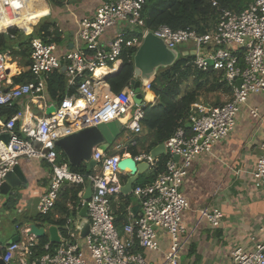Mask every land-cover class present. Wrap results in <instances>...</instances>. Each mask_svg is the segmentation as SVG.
<instances>
[{
  "label": "built area",
  "instance_id": "2783aa9c",
  "mask_svg": "<svg viewBox=\"0 0 264 264\" xmlns=\"http://www.w3.org/2000/svg\"><path fill=\"white\" fill-rule=\"evenodd\" d=\"M22 1L27 0H0V24L6 12L21 11ZM145 2L107 0L92 17L79 20L73 46L62 55L57 53L55 42L33 38L26 69L35 76L33 81L15 83L14 77L24 71L11 74L8 66L15 62L12 55L0 53V106H12L30 97L29 108H35L36 104L42 110L41 114L32 113L35 123L25 136L17 130V123L25 114L23 108L9 118L0 117V184L23 157L47 162L52 170L51 185L37 205L38 213L43 215L55 207L65 181L83 186L78 194L81 200L77 214L67 218L65 233L59 232L62 241L54 246L49 241L42 247L44 252L36 254L38 238L28 234V227L22 228V237L5 248L1 258L6 263L19 255L24 264H158L147 257L146 251H159L160 237L165 234L170 243L162 264H182L189 239L185 213L191 203L185 182L190 170L199 156L212 154L219 143L230 137L251 95L264 93V0H254L241 12L220 9L217 23L204 33L192 28L174 30L168 24L147 27L143 18ZM212 4L219 6L217 0ZM8 26L24 27L20 23ZM8 26L0 32L5 33ZM110 30L114 32L106 39ZM150 33L169 47L192 44L195 67L213 68L221 73L233 92L226 103L205 105L199 101L191 107L189 133L179 127L165 142L169 158L164 171L146 185H134L131 195L140 202L141 214H133L128 207L127 221L120 231L113 205L124 202L122 187L129 171L119 167L120 161L133 157L137 163L146 161L155 169L160 157L144 151L132 155L127 143L116 140L106 151L95 150L93 158L99 169L82 174L71 170L68 162L58 161L60 151L56 143L85 128L119 120L128 131L125 140L131 142V147L138 145L137 138L145 131L144 106L152 79L141 86L143 102L136 103L133 86L115 94L105 77L118 71L126 47L138 49ZM55 71L63 72L68 89L74 90L60 101L51 99L47 93L48 77ZM52 104L56 110L48 115L46 109ZM250 114L262 123L264 118L258 107H251ZM4 134L9 135L7 141L1 138ZM252 174L254 187L264 192V142ZM89 181L93 194L85 199ZM85 205L91 227L81 238L77 223ZM69 207L73 209V203ZM199 212L213 226H219L224 218L219 208H203ZM253 241L256 242L252 247H234L230 264H264V240L253 237Z\"/></svg>",
  "mask_w": 264,
  "mask_h": 264
},
{
  "label": "crops",
  "instance_id": "0c3cea01",
  "mask_svg": "<svg viewBox=\"0 0 264 264\" xmlns=\"http://www.w3.org/2000/svg\"><path fill=\"white\" fill-rule=\"evenodd\" d=\"M106 1L71 0L59 7L42 0L40 7L33 5L30 7L39 10L36 21L45 15H50L57 22L63 32V40L57 44V53L63 54L69 48L70 40L67 36L73 40L79 20L87 16L92 17ZM9 14L13 19L4 16L2 28L17 23L13 14ZM11 28L17 26H8L6 32ZM113 32L108 31L106 39ZM178 49L181 53L187 50L193 52L192 44ZM16 58L18 61L8 66L11 74L28 69L29 63L25 62L30 59H24L22 56ZM19 63L22 66L18 67ZM18 103L25 114L17 123V128L25 136L27 130L35 123L32 113L41 114L42 110L36 107V104L35 108H29V105H32L30 97H24ZM251 107H258L264 118V93L251 95L248 103L240 111L234 132L225 141L219 143L212 154L199 156L186 179L185 192L191 208L185 213L189 239L182 256V264H230L231 251L234 247L237 245L252 247L256 242L253 241V237H256L257 241L264 240V192L254 187L252 174L261 154V144L264 142V119L260 124L250 114ZM144 135L145 131L138 138H143ZM139 151H143L142 147H139ZM19 164L27 182L14 189L11 196L0 194V264L3 262L1 257L6 246L22 237V228L27 227L29 223H37L47 228L51 226L39 220L37 209L40 197L51 185V166L45 161L28 157L21 158ZM151 171L152 169L145 174ZM116 207L118 208L119 205H113L114 211ZM132 207L137 215L141 214L140 202L131 195L130 212ZM203 208L221 209L224 212L222 223L213 226L202 218L199 211ZM51 216L54 221L61 217L57 204L52 209ZM159 242L160 250L146 251V255L150 260L162 264L170 240L167 235L162 234ZM4 264L24 263L20 256L16 255L9 263L4 261Z\"/></svg>",
  "mask_w": 264,
  "mask_h": 264
},
{
  "label": "trees",
  "instance_id": "16d2710c",
  "mask_svg": "<svg viewBox=\"0 0 264 264\" xmlns=\"http://www.w3.org/2000/svg\"><path fill=\"white\" fill-rule=\"evenodd\" d=\"M44 1L47 4L50 3L53 6L62 7L66 2L71 0ZM217 1L219 3L218 7L213 6V0H146L143 18L146 26L149 28L168 24L174 30L192 28L200 33H204L217 23L220 9L224 8L241 12L254 0ZM41 3L42 0H27L20 3L19 9L21 11L19 13H12L14 21L22 24L24 26L23 29L28 26L32 33L24 35L18 33L17 28H11L9 33L16 36L13 38L10 34L0 32V52L9 51L15 56H22V58L29 60L33 38L41 37L46 42L60 44L63 40V32L50 15H45L30 25L20 20L21 15L27 8L32 5L38 8ZM37 11L39 10H35L36 14H38ZM136 51L137 47H126L123 51L121 71L111 76L108 80L113 93L119 94L131 85L135 73L133 59ZM25 63L30 64V61ZM33 80H35V76L28 71H24L14 77L15 83ZM73 92L74 90L68 89L66 75L63 72L55 71L50 74L47 81V93L51 99L60 101L66 94ZM221 92L231 97L233 89L223 80L222 74L213 68L202 70L195 67L193 54L183 56L173 65L161 69L152 79L151 89L146 93L147 102L145 105V118L143 120L145 135L143 138L137 139L138 145L130 147L129 152L132 155H137L141 152L139 151V147H142L144 152L151 153L155 147L161 143H165L179 127H183L189 133L190 128L187 124L191 107L195 103H198L203 95ZM215 104L219 105V102ZM21 108L20 103L12 106H0V117L9 118ZM58 150L60 151L58 161L68 162L67 157L60 148ZM168 158V154L161 155L158 167L152 169L148 174L142 175L135 184L146 185L154 181L164 171ZM69 166L71 170L82 174L94 172V169H90L87 165L79 167ZM82 187V185L78 184H63L60 190V199L56 203L60 209L61 217L54 221L51 212L45 215L38 213L39 220L45 225H57L60 231L65 233L67 218L76 215L77 207H80L81 199L78 194ZM124 198V202L118 208L116 207L114 211L116 225L120 231H123L125 222L127 221L131 195ZM69 203H73V209L69 207ZM49 241V236L38 238V244L35 248L36 254H42L44 252L42 247ZM57 244L59 243H53L52 245Z\"/></svg>",
  "mask_w": 264,
  "mask_h": 264
},
{
  "label": "water",
  "instance_id": "95a60500",
  "mask_svg": "<svg viewBox=\"0 0 264 264\" xmlns=\"http://www.w3.org/2000/svg\"><path fill=\"white\" fill-rule=\"evenodd\" d=\"M0 29L3 30L4 28L0 27ZM67 38L70 40L69 48L71 49L73 46L72 38L69 36H67ZM191 54H194V51ZM186 55H188L187 52L181 53L177 47H169L162 39L154 36L152 33L147 35L135 52L133 59L135 73L131 81V86H133L135 91V100L139 99V102L142 103L143 99H140L141 86L153 79L161 69L173 65L178 59ZM65 68L66 67L63 66V71H65ZM121 69L122 65L119 67L118 71L107 75L105 80L108 81L111 76L119 73ZM238 85H241V80L238 81ZM55 110L56 105L52 104L46 109V113L50 115ZM36 113H41V111H36ZM127 119L128 117H125L124 121H127ZM187 125L190 127L189 123ZM125 129L126 128L121 121L115 120L109 123L100 124L96 127H88L77 131L69 136L59 139L56 144L66 155L70 165L79 167L85 162L90 169H94L97 166V161L93 158L95 150L99 149L101 151H106L125 131ZM1 138L7 141L9 135L4 134ZM166 153L167 149L165 143H161L155 147L150 154L152 157H160L162 154ZM119 167L122 170H129L128 178L122 187V192L125 196L131 195L135 183L142 175L151 170V166L148 162L143 161L137 163L133 157L123 158L119 163ZM26 182L27 178L20 164H17L7 172L5 180L0 184V194L11 196L14 189L21 187ZM65 183L68 184L69 182L65 181ZM92 194L93 186L89 181L84 192V198L90 199ZM130 210L133 214L137 215L133 207ZM86 215L87 206L85 205L80 210V217L77 223L81 238H84L89 233L91 227L90 220ZM27 227L30 229L28 231L29 235H35L37 238L49 236L50 241L55 244L62 241L59 234V228L56 225H51L47 228L46 226L37 223H29ZM1 264H4V261L1 262Z\"/></svg>",
  "mask_w": 264,
  "mask_h": 264
},
{
  "label": "rangeland",
  "instance_id": "374dc122",
  "mask_svg": "<svg viewBox=\"0 0 264 264\" xmlns=\"http://www.w3.org/2000/svg\"><path fill=\"white\" fill-rule=\"evenodd\" d=\"M17 32L18 33H20V34H24V35H30L31 33H32V31H30V28L27 26L26 28H19V27H17ZM183 46H180V48H182ZM65 52V51H64ZM0 53H10L11 54V52H9V51H2V52H0ZM59 54V53H58ZM64 54V53H63ZM12 55V61H18V59L16 58V56L14 55V54H11ZM59 55H62V54H59ZM20 66H22L20 63L18 64V67H20ZM140 95H141V97H140V99L142 98L143 99V92H141L140 93ZM135 96L136 95H134V97H133V100L136 102V103H140L139 102V99H136L135 100ZM229 99H230V96L228 95V94H226V93H211V94H206V95H203L202 97H201V103L202 104H205V105H218V104H215L216 102H219V105L220 104H223V103H226L227 101H229ZM127 132L128 131H124L118 138H117V141H123V142H125V143H127L126 145H129V147H131V145H130V143H129V141H126L125 140V138H126V134H127ZM83 166H85V165H87V163H83L82 164ZM88 166V165H87ZM99 169V167L98 168H96L95 170H94V172L96 171V170H98ZM168 239H169V237H168Z\"/></svg>",
  "mask_w": 264,
  "mask_h": 264
},
{
  "label": "bare ground",
  "instance_id": "6f19581e",
  "mask_svg": "<svg viewBox=\"0 0 264 264\" xmlns=\"http://www.w3.org/2000/svg\"><path fill=\"white\" fill-rule=\"evenodd\" d=\"M4 16H5L6 18L10 19V20L13 19V17H12L8 12H6ZM36 19H37V14H36V12H35V10H34V7H32V8H31V7L27 8V9L24 11V13L21 15V17H20V20H21V21H24V22L28 23L29 25H30L31 23H33L34 21H36ZM0 27H1V24H0ZM1 28H2V27H1Z\"/></svg>",
  "mask_w": 264,
  "mask_h": 264
},
{
  "label": "clouds",
  "instance_id": "9594fccd",
  "mask_svg": "<svg viewBox=\"0 0 264 264\" xmlns=\"http://www.w3.org/2000/svg\"><path fill=\"white\" fill-rule=\"evenodd\" d=\"M191 54V53H190ZM70 165V164H69Z\"/></svg>",
  "mask_w": 264,
  "mask_h": 264
}]
</instances>
